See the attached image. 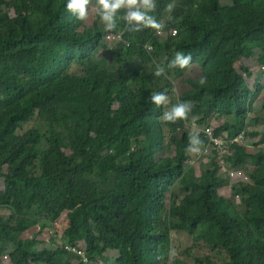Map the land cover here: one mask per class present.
<instances>
[{"label":"trees","instance_id":"1","mask_svg":"<svg viewBox=\"0 0 264 264\" xmlns=\"http://www.w3.org/2000/svg\"><path fill=\"white\" fill-rule=\"evenodd\" d=\"M171 1L156 0L152 14L176 36L162 43L152 29L131 32L119 22L112 33L125 30V41L111 47L100 22L85 27L67 11V0H0V264H85L65 248L50 249L39 233L24 237L39 218L62 215L68 216L65 244L85 242L91 264H162L170 231L198 229L211 232L206 241L227 257L208 264H264V152L253 156L251 183L241 192L217 162L195 178L185 165L193 133L186 121H164L169 105L149 99L166 91L173 100V85L162 87L140 69L160 56L170 60L168 51L190 54L207 82L175 102L193 103L191 117L225 119L214 135L234 139L238 128L228 117L243 120L262 88L264 72L253 64H264V53L256 57L257 49L264 52V0H181L174 20L164 22ZM74 65L82 66L78 73ZM174 72L176 80L180 69ZM37 116L50 127L51 148L42 153V176L30 177L43 136L38 129L18 131ZM238 144L230 158L243 163L238 152L246 150ZM110 175L114 185L102 190L94 178ZM178 184L184 194L167 214L173 221L162 226Z\"/></svg>","mask_w":264,"mask_h":264},{"label":"rangeland","instance_id":"2","mask_svg":"<svg viewBox=\"0 0 264 264\" xmlns=\"http://www.w3.org/2000/svg\"><path fill=\"white\" fill-rule=\"evenodd\" d=\"M173 2V0L171 1ZM170 2V3H171ZM175 2V8L179 7L180 5L183 4L181 0H174ZM232 3V1H230ZM174 8V10H175ZM174 11L170 14L173 16ZM169 13L164 11V15L162 18L164 19V22L167 21V16ZM156 17V16H155ZM158 19V17H157ZM100 22L101 28L104 30L103 25L100 21L99 16L97 15L96 12V7H95V0H93L92 5H90L89 9V17L87 21H82L83 25L87 28L93 29L96 25V22ZM109 32L107 33V35ZM178 32L175 30V35H177ZM124 32L122 29H120L116 33H111V39H117L119 36L123 37ZM168 35H174L173 30H163L160 34H155L156 38H158L162 43H165L166 40L168 39L166 36ZM118 42H114L113 44L116 45ZM113 47L112 45H108ZM170 54V57L172 58L175 55V51H168ZM99 53V52H97ZM264 52H261V50L257 49L256 51V57H259V55H262ZM261 58V56H260ZM169 59H166V56H160L157 58V61L154 63H145L143 62V65L140 67L142 71H148L149 73L154 74L155 68L157 64H163L166 68L165 75L161 77H157L161 81V86H170L173 88L172 90V99L170 100L169 108L176 104V100L180 99V97L183 94H186L187 92L190 91H197L199 87H194L196 82L198 83L199 79L203 76V69L200 67L199 64H192L190 68L187 69H180V74H178L176 80L174 77V70H177L179 68L172 69H167L166 66V61ZM107 60L103 59L102 63L106 64ZM135 64V63H134ZM134 64L131 68L134 67ZM253 67L256 70L264 71V64L258 62L256 59ZM82 66L80 65H74V68L71 70L72 73H78ZM235 71V70H233ZM175 81V82H174ZM191 81V85L189 84ZM264 81V79H262ZM136 84H133L135 86ZM9 85L7 86L6 91L8 90ZM260 87V86H259ZM258 89V87L256 88ZM186 92V93H184ZM250 104L251 109L248 110L247 115L243 113L241 117L244 119L241 121L236 122L238 119L235 114H232L228 117V125L230 127L238 128L237 131V136L234 138L239 144L242 145L246 151H240L238 152L239 155H241L244 158L243 163H237L236 159L233 158L231 160V156H233L236 152V150L233 149V145H230V147H225L222 149V151L217 152L216 150L212 149L209 145H211L212 140L216 141H222L225 140V136H220V137H215L214 131H216V128L219 127L220 122L217 117L213 116L210 117L209 119H205L201 117H198V119L195 120V122L192 121V117L189 116V119L186 121V130L189 131L190 133H198L201 134L203 131L209 132L208 135V142L206 144H203V148L201 153L199 154H193V153H188L187 154V159L185 162L186 168L190 173L194 175L195 178H200L204 171L207 168H212V165L214 162H217V164L220 167V173L223 172V176L227 177V174L229 173L231 180L230 184L235 186L236 192L240 191L243 188L244 185H248L251 183V180L249 178L250 171L254 170V165L255 161L253 160V156L257 155L261 152H264V137H263V132H264V85H262V88H260V92L258 94H255L254 97L251 99ZM3 106H8V104H3ZM192 109H194V104L191 103ZM203 121V122H202ZM202 122V123H200ZM210 127H213L211 129ZM32 129H38L42 133V142L38 146L39 149V158L35 161V163L30 167V177H41L43 174V160H42V153L51 148V142H50V136H51V131L50 127L48 126L47 122L44 121L43 119H39V117L33 118L29 123L24 124L22 128L18 131L19 134H26V132L32 130ZM232 130H230L231 132ZM169 136V134L167 135ZM168 143V139H167ZM171 151L167 150V155L170 154ZM232 176L235 180L233 182ZM94 180L99 184V187L102 190H109L115 183L114 175H110L107 179H103L100 177L94 178ZM241 183V184H238ZM4 191V190H2ZM224 191L222 190V193ZM236 192H234L235 196L233 195L232 197L234 198V203H239L237 201L236 197ZM183 188L180 184L174 185L171 188V192L169 196L167 197L166 200V210L162 214V221L161 224L162 226L167 225L171 220L169 219L167 214L169 213V210L174 206V203L179 199L181 195H183ZM241 201V199H239ZM244 204V203H243ZM239 205L240 208H238L242 213L247 212V208L245 209L242 205ZM246 207V205L244 204ZM3 215L10 216L11 212L5 211ZM30 218L34 219L35 218V213L27 211V214ZM19 217V216H18ZM39 224L32 228V231H28L24 234V237H27L30 235V237H33L35 234L39 233L38 238H40L45 242L46 246H49L50 249L54 248H65V243L67 240H65L64 235L65 231L68 228V216L67 215H62L57 217L53 222L50 221L49 219L45 218H39ZM51 222L48 224V228L46 230H43L41 227L43 226L44 222ZM211 232H203L201 229H198L195 231L193 234H188L187 232L184 231H176L172 230L169 233V242H168V248L169 251L171 249H174L177 253L176 257L172 259L173 261H177L180 264H196L198 261H200L201 258L204 260V264H208L210 261L213 262H222L227 259L225 252L221 247H215L208 243L204 237L205 234H210ZM54 246V247H53ZM8 255V254H7ZM78 263V261H75ZM75 263V264H76ZM162 264H169V255L167 260H162Z\"/></svg>","mask_w":264,"mask_h":264},{"label":"clouds","instance_id":"3","mask_svg":"<svg viewBox=\"0 0 264 264\" xmlns=\"http://www.w3.org/2000/svg\"><path fill=\"white\" fill-rule=\"evenodd\" d=\"M92 3L93 0H67L66 9L77 20L87 21L89 17L90 5H92ZM95 7L97 15L100 18L104 30L106 32H109V34L107 35V39L108 36L111 35V33L117 29L119 22H123L126 25L127 30L131 32H140L144 29H152L156 31L157 34H160L166 26L165 23L162 22V20L157 19V17L152 14L156 11L157 8L156 0H95ZM174 8V0L173 2L167 4L165 8V12L169 13V15L167 16L168 21L174 20V17L170 15L174 11ZM123 32L124 37L126 31L124 30ZM173 34H175V29H173ZM169 36L176 35H168L166 37L168 38ZM120 42L121 41H119L118 43ZM107 43L109 45H112L113 47L118 44L117 43L116 45H114L109 40ZM145 46L148 51V46L153 47V51H149L150 53H153L155 51L154 45L146 44ZM192 60L193 58L190 54L185 55L183 52L177 51L175 55L170 60H168L167 69L179 68L183 70L190 68L192 65ZM165 72V66L163 64H157L154 71V76L161 77L165 75ZM262 79H264V76L261 78V80ZM206 82L207 78L204 76H202L198 81L201 86H204ZM260 86L262 85L260 84ZM149 99L156 106H166L170 103V98L167 95L166 91L153 92L150 95ZM191 110L192 106L190 102H179L172 105L167 111L163 112L161 118L169 123H176L177 121H187L189 119V113L191 112ZM196 119H198V117H192L193 122H195ZM217 119L220 121L218 122L220 127L225 122V119ZM210 128L214 130L213 127ZM208 133L209 132L203 131V133L201 134H203L208 140ZM202 148L203 141L200 139L199 134H191L188 139V146L186 148V152L199 154L201 153ZM237 196L239 195H236L235 198L237 199V201H239L240 197L237 198ZM176 255L177 253L174 249H171L169 251V264H171L172 259L176 257Z\"/></svg>","mask_w":264,"mask_h":264},{"label":"built area","instance_id":"4","mask_svg":"<svg viewBox=\"0 0 264 264\" xmlns=\"http://www.w3.org/2000/svg\"><path fill=\"white\" fill-rule=\"evenodd\" d=\"M108 40L111 43H114V42L124 41V37L119 36L117 39H111V35H109ZM148 49L150 52L153 51L152 46H148ZM208 135H209V133H208ZM225 138L226 139L222 140V141L212 140L210 147L211 148L213 147L212 149L219 152V151H222V149H224L225 147L229 148L230 145H233L235 142H237L235 139H228L227 137H225ZM232 179H233V181H235L233 176H232ZM231 190H232V188H231ZM237 198H239V196H237ZM73 244H65V246H66L65 248L67 249V251H69L70 253H74L75 255L80 257L85 264H91V260H90V257L88 256V252L86 249L85 242L81 241V242L73 243Z\"/></svg>","mask_w":264,"mask_h":264},{"label":"crops","instance_id":"5","mask_svg":"<svg viewBox=\"0 0 264 264\" xmlns=\"http://www.w3.org/2000/svg\"><path fill=\"white\" fill-rule=\"evenodd\" d=\"M261 85H264V81L261 80L260 82ZM101 263H104L103 261H101ZM114 264V263H113Z\"/></svg>","mask_w":264,"mask_h":264}]
</instances>
